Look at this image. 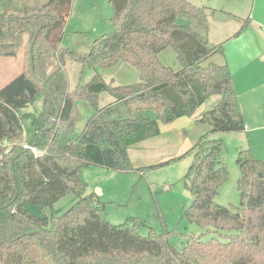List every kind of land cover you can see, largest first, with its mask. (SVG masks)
<instances>
[{
    "label": "trees",
    "instance_id": "1",
    "mask_svg": "<svg viewBox=\"0 0 264 264\" xmlns=\"http://www.w3.org/2000/svg\"><path fill=\"white\" fill-rule=\"evenodd\" d=\"M109 3L114 29L82 55L61 47L73 0L29 5L0 0V58L16 57L24 34L30 35L31 46L35 40L33 70L29 53L24 70L0 88V264H47V257L54 264H264V161L249 148L239 150L241 205L226 207L216 200L230 173L225 144L213 136L244 132L246 124L229 67L204 64L223 51V44L211 45L207 34L214 12L188 0ZM183 16L196 27L180 24ZM169 48L178 54V70L160 61ZM65 54L83 72L126 63L139 71L140 81L112 87L97 75L69 90L60 69L50 77L45 73L47 57L62 60ZM45 82L60 108L55 123ZM103 93L115 102L100 109ZM212 96H220V102L196 122L211 130L189 151L167 163L133 167L130 147L159 136L161 123L194 116ZM40 99V110L24 111ZM85 102L96 111L78 132L79 105ZM185 157L193 158L185 180L194 201L182 219L213 236L207 241L190 236L182 251L170 244L168 231L150 228L142 236L140 229L147 225L139 218L113 225L106 204L86 195L81 175L86 168L143 173ZM71 194L78 201L60 216L39 217L28 209L29 204L54 209Z\"/></svg>",
    "mask_w": 264,
    "mask_h": 264
},
{
    "label": "rangeland",
    "instance_id": "2",
    "mask_svg": "<svg viewBox=\"0 0 264 264\" xmlns=\"http://www.w3.org/2000/svg\"><path fill=\"white\" fill-rule=\"evenodd\" d=\"M24 1L27 3L26 5H29L30 3L43 4L47 0ZM188 1L198 6L205 5L210 10L213 7L226 5L232 9L231 11L235 16L233 20L228 22L236 24H239L240 21L243 24L252 14L254 7V0ZM256 1L259 2V5L261 2L264 4V0ZM242 17L245 19H242ZM112 19L113 10L109 0H75L65 26L61 47L82 55L88 54L96 39L114 29ZM178 22L182 25L196 27L194 20L188 16L180 17ZM31 42L30 35L24 34L17 56L10 60L9 58H4L6 60H1L2 58H0V88L24 70L25 62L30 53ZM124 65L131 66L128 64ZM131 68L134 69L132 66ZM175 68L179 69L180 66ZM59 69L62 82L69 90L76 89L80 81L84 84L88 83L92 80H90L91 75L101 72V70L90 69L83 72L82 65L73 60L69 54H65L62 60L56 55L46 58L45 73L47 77L52 76ZM104 96L109 97L110 95L104 93ZM107 97L101 99V106L105 107L104 98ZM41 106L42 99L24 111L40 110ZM87 119V114H84L83 118L77 123L78 132L86 124ZM239 134L228 133L213 136V138L219 139L225 144L224 161L228 167L230 179L221 187L216 200L219 204L226 207H239L241 205V197L238 191L241 173L237 159L238 151L242 148L238 146V139L233 138L239 136ZM191 136L193 134L188 133V139H191ZM184 140H186L185 137L183 138ZM141 151L143 150L139 147L130 148L132 155H134V152ZM192 162V157H185L181 161L170 163L157 169L146 170L143 175H140L139 172H115L99 167L86 168L81 175L87 183L86 195L95 194L102 199L106 204L107 219L113 225H121L132 218H139L147 225L140 229L142 236H148L150 228L156 229L159 233L168 231L170 233V244L178 251H182L190 236L201 238L203 241H207L213 236L208 229L182 219V212L188 209L194 201L193 197L188 195L190 183L185 180ZM135 164H137L136 160ZM77 201L78 197L71 194L57 203L54 209L47 208L42 210L39 206L32 204L28 205V209L39 217L45 215L48 217L53 215L60 216ZM46 261L47 264H54L48 257Z\"/></svg>",
    "mask_w": 264,
    "mask_h": 264
},
{
    "label": "crops",
    "instance_id": "3",
    "mask_svg": "<svg viewBox=\"0 0 264 264\" xmlns=\"http://www.w3.org/2000/svg\"><path fill=\"white\" fill-rule=\"evenodd\" d=\"M231 10L226 5L212 8L211 11L214 13L216 11L223 12L230 16L231 19L215 21L214 13L209 19L207 31L209 42L213 46L223 44V51L209 57L204 64L215 63L229 67L246 124V130L233 138L238 139L239 148H249L256 159L264 161V4L261 2L259 5V2L254 0L252 14L247 19L249 20L248 27L239 35L237 34L245 22L243 24L241 23L242 21L239 24L228 22L235 18ZM67 21L68 17L66 18V23ZM160 61L165 66L178 67V54L169 48L160 55ZM124 64L126 63H122L113 69L96 72V75L90 76V80L99 75L112 87L138 83L140 81L139 71ZM175 69L178 70L177 68ZM107 94L110 95L109 93ZM103 97L107 96H104V93L100 96L98 103L100 109L104 108L100 105ZM104 99L106 102L105 107L115 102L111 95ZM220 100V96H212L196 111L194 116L161 123L159 136L130 147H139L143 151L134 152V155H132L129 148V156L133 167L135 169L148 168L167 163L184 155L202 135L211 130L209 125H199L196 122L203 113L213 109ZM79 107L82 118L84 114H87V118H89L96 111L91 102L80 103ZM85 126L86 124L81 127L80 132L84 130ZM188 133L193 134L191 139H188ZM184 137L186 140L183 141ZM134 159L137 164H135ZM139 174L143 175L141 172ZM102 191L104 192L103 189ZM99 199L102 201L100 197Z\"/></svg>",
    "mask_w": 264,
    "mask_h": 264
},
{
    "label": "water",
    "instance_id": "4",
    "mask_svg": "<svg viewBox=\"0 0 264 264\" xmlns=\"http://www.w3.org/2000/svg\"><path fill=\"white\" fill-rule=\"evenodd\" d=\"M228 19H231V17L228 16L227 14L223 13V12L216 11L214 13V20L215 21H225V20H228ZM36 36H37V34H36ZM34 42H35V40H34ZM34 42H33L32 46H31V49H30V61H31L32 70H33V47H34ZM45 86H46L48 94H49V96H50V98L53 101V104L55 106L56 115L52 119V122L55 123L57 121L59 115H60V108H59V106L57 104V101L55 100V97H54L53 93L51 92L50 88L48 87L47 82H45ZM188 195L189 196H193L190 191H189Z\"/></svg>",
    "mask_w": 264,
    "mask_h": 264
},
{
    "label": "built area",
    "instance_id": "5",
    "mask_svg": "<svg viewBox=\"0 0 264 264\" xmlns=\"http://www.w3.org/2000/svg\"><path fill=\"white\" fill-rule=\"evenodd\" d=\"M23 145H24V143H23ZM26 148H28V149H30V150H32L33 152H39L36 148H34V147H30V146H27V145H24Z\"/></svg>",
    "mask_w": 264,
    "mask_h": 264
}]
</instances>
